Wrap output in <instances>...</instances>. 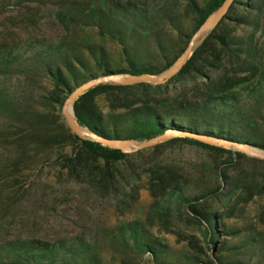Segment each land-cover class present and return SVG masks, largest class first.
<instances>
[{"label": "trees", "instance_id": "1", "mask_svg": "<svg viewBox=\"0 0 264 264\" xmlns=\"http://www.w3.org/2000/svg\"><path fill=\"white\" fill-rule=\"evenodd\" d=\"M177 1L91 0L82 8H70L67 17L95 28L101 40L109 39L120 47L123 67L112 62L100 44L86 46L89 60L61 56L57 48L43 46L37 56L52 85L41 103L44 114L14 102L0 90V118L26 125L25 132L34 143L67 144L69 153L55 161L60 176L87 187L99 198H110L118 216L130 213L140 192H147L152 200L147 228L139 221L126 223L119 227V240L147 256L151 264H264V161L183 138L124 155L80 140L61 117L70 94L93 79L121 74L158 76L167 71L224 0H204L202 6L197 0H181L184 17L191 24L187 31L180 23ZM240 29H250L252 36L239 37ZM256 33L264 35V0H235L168 83L159 87L99 85L75 102L76 123L109 140L142 143L176 132L264 152V138L254 119H249L241 97L245 93L264 106V43L251 41ZM185 88H189L187 94L173 96ZM50 118L60 123L61 132L48 135ZM174 144L195 146L210 154L216 187L191 193L190 182L179 169L155 163L160 151ZM20 162H12L11 167L16 170ZM255 201L260 203L248 221L245 210ZM182 214L199 228V237L174 229V221ZM229 222L236 224L229 226ZM152 224L174 236L183 249L173 251L153 238L148 231ZM14 250L13 264H100L98 255L82 241L73 250L38 242L21 243Z\"/></svg>", "mask_w": 264, "mask_h": 264}, {"label": "rangeland", "instance_id": "2", "mask_svg": "<svg viewBox=\"0 0 264 264\" xmlns=\"http://www.w3.org/2000/svg\"><path fill=\"white\" fill-rule=\"evenodd\" d=\"M90 1L0 0V90L14 102L28 104L44 114L41 103L52 85L41 57L37 56L43 46L57 48L61 56L75 55L89 60L86 46L100 44L111 61L122 68L121 50L115 42L101 40L95 28L67 17L70 8H82ZM197 2L202 6L204 0ZM175 3L180 23L187 31L191 24L183 14L184 2ZM60 14L66 17L59 19ZM168 35L175 38V33L169 30ZM238 35L245 39L251 37L252 32L240 29ZM251 41L261 45L264 35L256 33ZM187 92L189 88L179 89L173 96ZM241 97L247 104L249 119H254L257 132L264 138L262 102L245 93H241ZM3 119L0 118V133H4L0 137V264H13L14 247L21 243L38 242L56 249L63 246L73 250L79 241L98 255L100 264H151L147 256L125 247L119 240L120 226L133 221L145 225L152 203L147 192H140L130 213L118 216L110 198H99L87 187L66 182L60 176L55 161L59 155L69 153L67 144L34 143L25 132L26 125ZM46 130L48 135H55L61 132L60 123L50 118ZM18 159L21 162L14 170L11 163ZM155 163L179 169L189 180L191 193H201L217 185L215 170L209 167L210 154L195 146L165 147L156 156ZM259 203L255 201L246 208L248 221ZM188 219L182 214L174 221V229L198 236L199 228ZM235 224L228 223L229 226ZM148 231L173 251L183 249V244H177L174 236L165 234L156 224L149 226Z\"/></svg>", "mask_w": 264, "mask_h": 264}, {"label": "water", "instance_id": "3", "mask_svg": "<svg viewBox=\"0 0 264 264\" xmlns=\"http://www.w3.org/2000/svg\"><path fill=\"white\" fill-rule=\"evenodd\" d=\"M234 1L235 0H224L221 6L206 18L203 24L191 37L187 47L182 52V54L177 58V60L172 64V66L164 73L158 76H148V75L133 76L127 74L111 75L108 77L93 79L85 83L84 85L78 87L77 89H75L66 99L61 109V117L64 120L65 125L67 126L69 131L82 141L96 143L101 145L102 147L119 151L124 155L136 154L141 151L156 147L170 140L176 138H183V139H190L196 141L203 145L226 149L232 152H237L248 158L264 161V152L261 150L253 148L251 146L237 144V143H229L201 135L170 132L157 136L142 143L127 141V140L103 139L91 133L89 130L79 127L78 124L76 123L73 114V106L77 101V99L80 96L87 93L89 90L99 85L108 84V85L120 86V87L149 85L153 87H159L168 83L175 75H177L180 72V70L183 68L185 63L191 57L192 53L201 45V43L206 39V37L217 27V25L227 15Z\"/></svg>", "mask_w": 264, "mask_h": 264}, {"label": "bare ground", "instance_id": "4", "mask_svg": "<svg viewBox=\"0 0 264 264\" xmlns=\"http://www.w3.org/2000/svg\"><path fill=\"white\" fill-rule=\"evenodd\" d=\"M69 111H71V110H69ZM71 113V112H70Z\"/></svg>", "mask_w": 264, "mask_h": 264}]
</instances>
